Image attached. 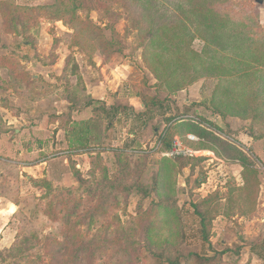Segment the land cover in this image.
I'll list each match as a JSON object with an SVG mask.
<instances>
[{
	"label": "rangeland",
	"instance_id": "374dc122",
	"mask_svg": "<svg viewBox=\"0 0 264 264\" xmlns=\"http://www.w3.org/2000/svg\"><path fill=\"white\" fill-rule=\"evenodd\" d=\"M153 1L160 3L0 0V264L17 262L20 251L11 249L30 233L35 243L45 240L44 254H60L57 264H68L72 250L80 256L93 254L90 264H166L148 252V241L156 250L172 245L184 254L213 256L212 250H228L219 257L222 264H264L262 248L246 246L264 234V82L259 80L264 67H256L247 80L255 107L248 119L214 111L217 77L204 75L184 83V89L170 91L144 59L148 34L157 29ZM217 1L219 10L230 5L237 20L247 23L264 59V0ZM177 15L167 13L163 19L174 21ZM164 35L167 39L169 34ZM113 37L126 53H111ZM205 45L197 36L191 48L204 56ZM198 63L193 62L201 68ZM104 73L112 76L108 103L99 99L97 89ZM193 73L191 67L181 69L169 80H188ZM238 84L225 79L231 99L233 93L243 95ZM117 106L118 111L111 110ZM99 108L106 112H97ZM57 112L65 115L54 123ZM181 115L217 122L224 127L212 126L213 131L231 143L254 139L255 159L250 155L259 169L258 202L253 208L236 205L233 217L218 214L211 228V249L202 240L193 204L206 195L228 197L240 183V166L233 160L211 161L218 147L208 141L193 147L214 151L195 159L158 156L156 142L165 128L167 142L176 133L187 140L170 126ZM79 136L87 138L90 150L73 149ZM43 155L47 162L38 165ZM217 155L225 159L219 151ZM167 166L175 170L165 176L162 168ZM134 184L147 188L148 194L139 193ZM157 188L175 199L176 208L169 214L156 206ZM239 248L243 249L236 254ZM22 249L20 254L28 250Z\"/></svg>",
	"mask_w": 264,
	"mask_h": 264
},
{
	"label": "trees",
	"instance_id": "16d2710c",
	"mask_svg": "<svg viewBox=\"0 0 264 264\" xmlns=\"http://www.w3.org/2000/svg\"><path fill=\"white\" fill-rule=\"evenodd\" d=\"M153 3V9L157 8V15H154L152 21L156 24L157 29H152L149 32L148 42L144 47L146 50L144 59L152 72L159 79L166 81L167 88L170 91H178L184 89V83H192L196 79L206 75L210 77H217L220 82L213 93V109L221 116L237 115L243 118H250L248 113L254 111L255 107L251 104V95L247 90V80L253 75L256 67H264V59L258 52L256 46V36L253 32L247 30V23L237 20L235 12L231 11V6L224 4V10H219L217 7V0H208L206 3L203 0H184L185 4H169L171 0L166 2L169 4ZM167 1V0H165ZM226 1V0H222ZM228 1V0H227ZM174 8H172V6ZM178 13L176 20L165 21L163 15L167 13ZM190 13V14H189ZM250 20L253 16L249 15ZM259 27L258 20L255 22ZM164 34H169L165 38ZM199 36L205 42L204 56L191 48L192 41ZM111 39V53L119 54L126 53L122 45ZM174 40H176L174 42ZM173 41V42H172ZM159 49V50H158ZM212 49V52L210 53ZM175 55H178L176 59ZM190 60H188V58ZM198 61L202 67L198 68L193 62ZM227 64V65H226ZM226 65V66H225ZM191 67L193 74L187 77L183 76L180 80H169L170 78L179 74V71ZM185 73V72H184ZM225 79L237 80L238 88L243 89L242 99L237 97V93H233V99L229 95V86L225 85ZM240 80V81H239ZM260 83L264 82L262 77ZM237 91H240L239 89ZM218 97V99H217ZM237 97V98H236ZM254 98V96H253ZM230 99V101H229ZM244 99V101H242ZM250 103V104H249ZM243 107L239 110L237 106ZM248 105V106H247ZM116 111L119 107L114 108ZM97 112H106L104 109H96ZM60 116L57 114L54 121H58ZM70 119V114H69ZM175 120V119H174ZM173 121V120H172ZM170 121V122H172ZM181 134L193 133L194 135L215 144L218 151L229 160H240L242 169L240 171V183L238 188L231 190L228 197H222L219 193L203 197L200 202L193 204L194 211L199 218L200 229L203 242L207 243L211 249V228L213 222L218 214L222 211L225 216L231 217L235 214L236 205L244 207H255L258 199L259 179L258 172L250 168L254 162L249 159L246 153L236 144L223 140L221 136L216 134L213 127L223 129L224 126H219L217 122L209 121L208 118L200 115H186L180 116L175 124H172ZM170 125V126H171ZM226 125V124H225ZM166 131V136L163 137V132ZM169 128H165L158 134V141H162L165 148L170 147L171 142L168 141ZM179 134V133H178ZM79 147H88L85 143V137H79ZM218 151H216L218 153ZM173 168V169H172ZM165 176L170 174V171L175 170L174 167L167 166L162 168ZM176 175L179 168L175 171ZM161 174V170H160ZM199 182L200 187L202 183ZM157 183H155L156 185ZM139 193L147 195V188L140 184H134ZM164 188V187H163ZM158 199L156 206L162 209L166 214H169L172 209L176 208L175 199H170L165 195V191L157 188L155 191ZM225 199L226 202L221 206V201ZM17 204V202H16ZM246 204V205H245ZM250 205V206H249ZM252 205V206H251ZM225 209V211H224ZM232 214V215H231ZM173 223V222H171ZM177 236V235H176ZM183 236L181 233L180 237ZM169 241V239H167ZM182 242V240H180ZM45 240H38L35 243L31 233L24 238H20L18 243L12 247V251L19 250L22 252V247H27V252L15 256L17 262L15 264H49V261L59 262L61 260L60 254H54L51 257L44 254L46 248ZM246 246L251 249L261 247L264 252V234H259L246 242ZM41 248L38 251L32 250ZM148 252L158 258L160 262L166 264H222L219 263V257H222L228 250L214 251L213 256L209 254H201L190 251L184 254L179 248L165 247L162 250L154 249L153 245L148 241L145 244ZM209 249V250H210ZM243 248L236 250V254L241 253ZM88 252V251H87ZM64 259V258H63ZM68 264H74V261H81L84 264H90L94 261L93 254H85L80 256L76 250L67 256ZM55 262V264H57Z\"/></svg>",
	"mask_w": 264,
	"mask_h": 264
},
{
	"label": "crops",
	"instance_id": "0c3cea01",
	"mask_svg": "<svg viewBox=\"0 0 264 264\" xmlns=\"http://www.w3.org/2000/svg\"><path fill=\"white\" fill-rule=\"evenodd\" d=\"M34 1H40V0H34ZM107 66V65H106ZM103 70H106V67H104L103 68ZM111 78H112V76H111V74H109V76L107 75V73H104V76H103V78H102V80L99 82V85L97 86V89H98V91L100 92V97H99V99H103V100H105V101H107V103H108V95H107V91L108 90H110L111 89ZM108 89V90H107ZM118 107V106H117ZM114 108H116V107H112L111 108V110L112 109H114ZM57 114L60 116V118H59V120L58 121H54V123H59L60 122V119H61V117H63L65 114L63 113V112H57ZM68 116V119H69V114L67 115ZM171 124H172V122H170ZM170 124V125H171ZM60 129H62V130H65V128H61L60 127ZM164 133H166V131L165 132H163V134ZM163 134H162V136H163ZM177 134V133H176ZM188 134H193V133H188ZM187 135V134H186ZM79 137H81V136H79ZM86 138V137H85ZM80 139V138H79ZM203 142H207V141H205L204 139H201V142H199V143H197V144H194V145H199V144H201V143H203ZM85 143L87 144L88 143V140H87V138H86V141H85ZM157 143V142H156ZM237 146H239L245 153H246V155L249 157V159L250 160H252L253 162H254V164H253V166H250L249 165V167L250 168H253V169H255L257 172H258V176H259V169H258V167H257V163L254 161V159H255V154L253 153V150H252V147H253V143H254V139L251 137V136H248V140L246 141V142H241L240 140L239 141H235L234 142ZM78 144H79V141L77 142V144L76 145H74V147H73V149H79V148H88V150H90V148H89V145H87L88 147H77L78 146ZM39 151H43L44 150V148H40V149H38ZM202 150V149H201ZM211 150H213L214 151V149H212L211 148ZM211 150H202V155H207V154H209L210 153V151ZM212 154H214L213 156H209L210 158V160L211 161H214L215 159L216 160H220V161H222V162H224V161H228L229 159H227V158H225V159H220V157L217 155L218 153L217 152H211ZM253 156V158H251V155ZM257 159V158H256ZM173 161H175V160H173ZM231 161V160H230ZM39 162L40 163H38V165L40 164V165H43L44 163H46L47 162V160L44 158V155L42 156V158H40V160H39ZM233 162L234 163H238L239 164V166H240V171H241V169H242V163H241V161L240 160H233ZM228 163H230V162H228ZM227 163V164H228ZM191 167V165H189L188 166V168H190ZM187 168V167H186ZM240 171H239V180L241 181V179H240ZM205 183V181L202 183V185ZM239 185H241V183H238V185H237V187H239ZM208 195H206V196H204V197H207ZM223 197V196H222ZM223 200H225V199H223ZM258 202V201H257ZM222 217H227V216H225V215H223ZM233 217V216H232ZM261 219H262V222L264 223V216H262L261 217ZM259 220V219H258ZM250 248V247H249ZM251 249V248H250Z\"/></svg>",
	"mask_w": 264,
	"mask_h": 264
},
{
	"label": "built area",
	"instance_id": "2783aa9c",
	"mask_svg": "<svg viewBox=\"0 0 264 264\" xmlns=\"http://www.w3.org/2000/svg\"><path fill=\"white\" fill-rule=\"evenodd\" d=\"M166 133L163 134V137ZM187 140H183L179 134H174L172 137L171 145L165 148L163 142L160 140L156 144V151L158 156L165 157L168 159H195L202 155V150L195 148L194 144L201 142V138L194 134H187Z\"/></svg>",
	"mask_w": 264,
	"mask_h": 264
},
{
	"label": "water",
	"instance_id": "95a60500",
	"mask_svg": "<svg viewBox=\"0 0 264 264\" xmlns=\"http://www.w3.org/2000/svg\"><path fill=\"white\" fill-rule=\"evenodd\" d=\"M257 2H259V3H263V0H256Z\"/></svg>",
	"mask_w": 264,
	"mask_h": 264
}]
</instances>
